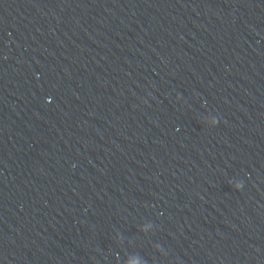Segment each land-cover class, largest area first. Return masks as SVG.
Instances as JSON below:
<instances>
[{"label":"water","instance_id":"water-1","mask_svg":"<svg viewBox=\"0 0 264 264\" xmlns=\"http://www.w3.org/2000/svg\"><path fill=\"white\" fill-rule=\"evenodd\" d=\"M0 264H264V0H0Z\"/></svg>","mask_w":264,"mask_h":264}]
</instances>
